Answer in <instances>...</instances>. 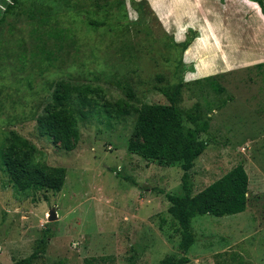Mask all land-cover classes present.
<instances>
[{
    "label": "rangeland",
    "instance_id": "rangeland-1",
    "mask_svg": "<svg viewBox=\"0 0 264 264\" xmlns=\"http://www.w3.org/2000/svg\"><path fill=\"white\" fill-rule=\"evenodd\" d=\"M8 2L0 0V16ZM110 3L104 11L88 12L104 21L98 28L85 18L93 0H79V14L60 16L74 32L77 49L58 69L42 75L37 72L44 66L36 64L22 71L0 69V150L5 136L15 131L36 146L37 161L66 169L58 192L20 191L0 162V264H14L33 252L32 264H162L167 257L182 256L189 258L185 264H264L260 7L249 0ZM8 23L14 24L11 31ZM27 28L23 14L10 15L0 25V36L27 40ZM182 44H187L184 50ZM207 76L223 91H215L203 79ZM55 80L86 88L84 101H73L79 135L70 149L37 129L36 116L50 99L47 85ZM179 81V107L208 121L199 136L205 147L189 170L192 193L239 162L249 178L246 209L192 218L195 241L187 251L179 247L166 196L183 193V171L128 150L136 109L167 104L160 88ZM51 210L56 218L49 221Z\"/></svg>",
    "mask_w": 264,
    "mask_h": 264
},
{
    "label": "trees",
    "instance_id": "trees-1",
    "mask_svg": "<svg viewBox=\"0 0 264 264\" xmlns=\"http://www.w3.org/2000/svg\"><path fill=\"white\" fill-rule=\"evenodd\" d=\"M78 1L9 0L0 16V25L10 15L23 14L28 24L27 40L24 37L7 40L0 36V69L10 66L22 71L27 64H36L38 68L40 65L44 66L37 72V75H42L73 59L74 53L70 50L77 49L74 32L69 26L61 24L60 16L68 11L77 14L82 12ZM249 1L257 3L264 15L263 0ZM119 6L118 4L116 8ZM108 7H111L110 0H105L104 3L93 0L91 10L85 12L88 24L94 28L102 26L104 21L88 16V12L104 11ZM7 25L11 31L14 24ZM186 45L182 44L183 50ZM203 79L208 81L215 91H223L213 77L207 76ZM28 84L32 87L34 79H30ZM47 86L50 99L36 116L38 132L49 137L53 143L70 149L79 135L78 109L73 101H84L81 94H84L86 88L65 80L51 81ZM181 87L182 82L179 81L170 89L160 88L168 99L167 104H142L136 109L135 130L128 150L145 160L160 165L179 166L183 171V193L166 196L170 202L168 212L176 222L175 229L180 234L179 247L187 251L195 241L190 229L192 218L204 214L219 217L233 215L246 209L249 178L243 163L239 162L197 193H192L188 179L189 170L205 147V142L199 136L207 131L208 121L201 119L199 112L194 113L179 107ZM126 93L131 94L129 90ZM37 152L34 144L15 131H10L5 136L0 150L3 170L17 190L60 191L66 176L65 167L50 166L37 161ZM47 235L49 234L46 233L45 236ZM35 256L33 252L14 264H32ZM188 261L187 256L176 260L167 257L162 264H185Z\"/></svg>",
    "mask_w": 264,
    "mask_h": 264
},
{
    "label": "water",
    "instance_id": "water-1",
    "mask_svg": "<svg viewBox=\"0 0 264 264\" xmlns=\"http://www.w3.org/2000/svg\"><path fill=\"white\" fill-rule=\"evenodd\" d=\"M56 218V214L54 210H51L48 216V220L51 221Z\"/></svg>",
    "mask_w": 264,
    "mask_h": 264
},
{
    "label": "crops",
    "instance_id": "crops-1",
    "mask_svg": "<svg viewBox=\"0 0 264 264\" xmlns=\"http://www.w3.org/2000/svg\"><path fill=\"white\" fill-rule=\"evenodd\" d=\"M263 3H264V0H263Z\"/></svg>",
    "mask_w": 264,
    "mask_h": 264
}]
</instances>
